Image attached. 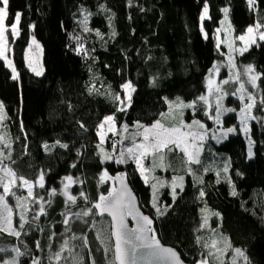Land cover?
<instances>
[{
  "label": "trees",
  "instance_id": "obj_1",
  "mask_svg": "<svg viewBox=\"0 0 264 264\" xmlns=\"http://www.w3.org/2000/svg\"><path fill=\"white\" fill-rule=\"evenodd\" d=\"M205 2L210 19L201 21ZM224 8L229 9L227 18ZM17 12L21 14L20 35L10 38L17 80L11 78L12 70L0 59V99L6 107V134L11 137L0 145L4 157H11L0 158V167L8 165L32 182L36 199L28 198L29 223L18 229L20 237L0 233V248L5 249L0 259L16 257L12 249L17 248L24 253L17 257L19 264H32L33 259L40 264H57L49 257L67 240L71 255L66 250L63 256L68 260L59 264H71L73 255L82 258V264H91L92 259L104 264L103 252L96 251L104 247L97 239V229H107L110 219L83 216V212L112 187L110 179L100 182L106 170L109 177L126 174L143 211L152 217L157 235L175 247L185 261L197 264L207 257L209 264H219L215 255H208L212 249L205 247L212 242L202 227L203 210L208 208L218 230L216 239L226 237L233 247L245 250L251 264H264V110L260 108L264 98V40L258 35L247 51L236 52L238 37L245 35L249 26L264 25V0H255L253 6L248 0H9V26L15 22ZM225 22L230 26V39L222 30ZM260 31L264 32V27ZM32 34L43 45L42 76L33 73L26 63ZM228 56L235 58L241 73L251 65L256 74H261L257 107L253 108L257 119L250 123L254 156L248 158V145L241 132L231 133L223 142L209 139L201 163L194 167L203 171L204 162L218 165L220 158H229V178L218 181L216 172L211 171L205 174L203 183H198L188 176L187 185L175 201L165 193L171 207L165 215L157 216L151 186L144 182L135 164L103 160L101 148L112 150L115 144L117 153L121 139L112 136L101 145L98 125L112 114L118 126L136 121L149 125L168 109L165 98L175 97L197 101L195 110L187 111L189 119H208V105L197 98L209 97V75L218 62L226 63ZM228 72L224 67L221 81ZM240 80L245 82L246 76L241 75ZM128 81L136 89L132 105L119 112L117 109L124 105L113 97L118 93L124 98L121 86ZM237 84L221 83L227 97L237 98L238 92L232 95ZM211 115H216L215 104ZM57 141L68 147H60ZM211 147L214 155L207 161ZM221 161L225 168L226 159ZM41 174L44 188L37 183ZM69 176L73 184L68 190L76 197L75 204L64 195L65 177ZM53 189L55 195L51 194ZM13 190L17 196L27 197L25 189ZM201 190L206 193L204 197L200 196ZM233 191L237 195L233 196ZM7 199L18 228L21 209L16 207L14 197ZM40 204L45 215L40 214ZM34 216L39 219L34 220ZM66 218L67 225L63 224ZM73 236H87L88 245L83 246L82 240H74ZM36 241L40 242L39 248ZM231 253L229 250L220 256L224 264H231Z\"/></svg>",
  "mask_w": 264,
  "mask_h": 264
},
{
  "label": "snow or ice",
  "instance_id": "obj_2",
  "mask_svg": "<svg viewBox=\"0 0 264 264\" xmlns=\"http://www.w3.org/2000/svg\"><path fill=\"white\" fill-rule=\"evenodd\" d=\"M131 3V0H129ZM250 6L255 4V0H248ZM8 5L9 0H0V59L4 60L6 66L12 69L13 80H17L18 73L16 72V68L13 65L12 60H10L7 56V52L9 51L7 44V36L6 33L11 31L13 36L19 34L18 25L20 22L21 14L17 12L15 14V22L11 24L10 29L6 26L5 22L8 18ZM225 13V18H227V13L229 11L228 8H224L222 10ZM209 8L208 4L205 2L203 12L200 16V20L204 21L205 19H210L208 16ZM87 17L85 18V20ZM264 27V25L257 23L254 27L249 26L247 28V33L245 35H241L238 39L242 42H245V46L240 49L241 54L248 50V46L250 44L256 43L254 32L259 33V38L264 40V32H261L260 29ZM87 31L88 29L85 28ZM99 35V33H97ZM115 35V32L113 33ZM32 45H35L39 48V44L36 42L35 37H33L32 44L29 45V49L32 48ZM231 47V45H229ZM82 50V49H81ZM79 54V52H78ZM229 64L232 65V57H229ZM235 67L234 65H232ZM29 67L32 65L29 63ZM216 72L219 69H214ZM35 71V69H33ZM255 69L249 65L244 69V74L248 75V83L252 85L253 88L258 87L257 81L260 80L261 74H254ZM42 73L36 71V75H41ZM240 80V74L236 73L234 75H230L228 79L222 81L223 84L227 85L230 82H238ZM214 82L211 78L208 80V92L211 95L212 93L219 94L217 96V107H216V123L220 124V114L222 110V105L219 103L220 100L227 95V92H224L219 84L213 86ZM124 90L125 96L124 99H121L120 95L117 93L113 99L115 101H119L123 107H119L117 110L119 112H125L127 108L132 105V93L136 91L135 87L131 83V81L125 82L121 86ZM246 91L244 83H240L239 88L236 89L232 95H235L237 92L244 93ZM240 100H244V95H241ZM247 99L250 103H245L244 107L241 109L242 119L241 123L245 125L244 131L247 133L249 129L247 128L248 120H255L257 117L253 116L252 109L257 107L256 100L253 94L248 93ZM165 100L168 103V111L159 113V118L155 119L151 124L145 125L140 123L139 121L134 122L135 131L129 132V125L124 123L120 126L122 133H128L123 136L119 141L120 144H123L124 140H129L130 146L123 148L120 151L119 157L115 159V163L117 164H127L129 161L135 164L136 170L139 172L140 176L144 179V182L147 184L150 182V177L153 180H156V183L151 184L153 189V200L152 207L156 209V215L162 216L167 211V208L164 209V212L157 207V196L158 187H164V182L161 181L158 177L152 175L156 168H164V161L166 159L167 152H173L176 149H179L180 152L183 153L185 158V163L187 165L191 164H200V155L203 149V141L205 136L207 135L206 126L199 120L193 119L191 123H185L183 119L184 112L183 110L195 109L197 101L192 102H184L177 98L175 101H168L167 98ZM198 101H202L205 105L209 104V97L205 95H201L197 98ZM210 106V105H209ZM260 108L264 110V98L260 100ZM225 112L235 111L234 109H223ZM4 105L0 102V121L5 119ZM179 118V119H178ZM105 124H108V131L113 134H119L116 129V116L115 114L108 115L104 117V120L98 125L99 129H104ZM234 128H228L224 133L225 138L228 133L234 132ZM100 136V144L102 145L105 141V134L103 132H98ZM213 138H216L215 136ZM3 142V138L0 137V143ZM62 148H67V144H60ZM253 141L249 138V148H248V158L251 159L253 156L252 147ZM7 146V145H5ZM44 147L47 149L48 145L45 144ZM99 147V145H98ZM113 151H115V144L112 145ZM101 154L103 156V160H111L112 156L101 148ZM0 158L10 159V155L8 157H4V153L0 152ZM149 160L150 164L146 166L145 161ZM0 164H2V159H0ZM75 167V165H73ZM208 171V169H205ZM224 171L227 172L228 168L225 167ZM0 172H3L4 175L0 176V187L3 188V192L0 193V233H7L8 235L20 237L21 232L18 229H24L25 225L29 223L26 219V213L29 211L27 206L28 198L36 199L33 194V184L28 181L24 177H18L12 168L8 166L0 167ZM191 173V169H189ZM107 179H112L109 177L108 172L105 170L103 174L100 176V182L103 183ZM65 179L72 183V177H65ZM116 180L120 181V188L117 190L113 188L108 192L107 195L101 194L98 198V202H96L92 208L83 212V216L89 215H98L100 217H104L105 214L111 217L109 222V226L107 229L98 228L97 229V239L100 240L101 244L104 245L103 249L97 248L96 251L103 252L104 264H137V261H143V264H184V261L181 259L180 254L169 247H164L161 245L159 239L157 238L156 229L152 227L154 221L147 215H144L140 212V210L136 206V197L132 193L131 189L125 183L126 174L120 173L115 177ZM200 183H203L202 178H198ZM20 181L17 184V181ZM183 181L184 177H175L171 182V195L173 201L176 200L178 195L177 188L183 191ZM40 188H44V175L41 174L39 177V181L37 182ZM15 188H26L27 189V197L17 196L16 192L13 190ZM68 184H65L64 195L67 197V200L72 204L76 203V197L70 195L67 191ZM52 195H55V189L52 190ZM233 196L237 195L235 191L231 193ZM84 194L81 193V196ZM206 193L201 190L200 196L204 197ZM12 196L15 198L16 207L21 209L19 214L18 228L13 226V214L14 209L9 205L7 197ZM40 200L43 197L39 198ZM51 203V201H49ZM171 207V205H168ZM93 208L96 210L93 213ZM40 214L45 215V208L43 204H40ZM77 217L80 216L79 213L76 214ZM215 215L219 216V213H215ZM127 217H131L136 221L135 228H129L127 224ZM34 220L39 219V216H34ZM264 219V218H262ZM69 220L66 218L63 221V224L67 225ZM208 218H204V225H207ZM203 226V225H202ZM93 227H97V222H93ZM215 231V230H214ZM52 235H56V233H52ZM74 240H82L83 246H87L89 243V239L87 236L76 237L73 236ZM114 243H109V241H113ZM223 243L224 247H218L219 243ZM36 246L40 247V242L36 241ZM210 249H215V253L209 252V256L215 255V258L219 261V264H224V261L220 259L221 255H225L229 252V250L234 253L231 256V264H251V260L246 255L244 249L239 247H233L231 242L224 236H220L219 240L214 239L210 245H205ZM68 251L71 255V249L68 247V241L65 240L64 243L60 246L59 250L54 251L52 255L49 257L50 260L54 259L57 261V264L61 260H68V257L63 256L65 251ZM5 249L0 248V252H4ZM13 252L16 253V257L12 259H0V264H19V260L17 257L24 255L19 249L13 248ZM91 254V253H90ZM32 264H40L38 259H33ZM71 264H82V258H77L76 256H72ZM91 264H97L95 259H92ZM197 264H209V260L206 257L203 260L197 261Z\"/></svg>",
  "mask_w": 264,
  "mask_h": 264
},
{
  "label": "rangeland",
  "instance_id": "obj_3",
  "mask_svg": "<svg viewBox=\"0 0 264 264\" xmlns=\"http://www.w3.org/2000/svg\"><path fill=\"white\" fill-rule=\"evenodd\" d=\"M5 24L10 29L11 25L10 26L8 25L7 20H6ZM18 29H19V34L18 35L13 36L11 34V31L6 33L7 44H8V48H9V51L7 52V56H8V58L10 60H12L13 65L15 66V68H16V65H15V61H14V58H13L12 48L10 46V38L13 37V38L16 39L17 37H19V35H20V22H19V25H18ZM222 30L226 33V37L230 39V34H229L230 26H228L226 22L223 24V29ZM253 35L256 38L259 35V33L254 32ZM33 37H35L36 42L39 44V48H37L35 45H32V48L29 49V45L32 44ZM244 43L245 42H242L240 40H239V42L236 43V52L241 54L240 49H242L244 47V45H243ZM29 45H28V47L26 49V52H25L26 63H27L28 66H29V63H31L32 67L31 68L29 67V68L32 70L33 73L36 74V71H39V72L42 73L39 76H42L44 74V72H45L43 45L37 39V37L34 34L31 35ZM229 57H232V65H234L235 67H233L232 65L229 64ZM224 67H226L228 69V71H229L227 77L230 76V75H234L236 73H239L240 77H241V75L246 76L245 82H244V80H242V81L239 80L238 84H237V88H239L240 83H244L246 91L244 93H239L238 92V94H237L238 96L235 95L237 98H231V97H227V95H225L224 98L219 101V103L222 105V110H221V114H220V124L216 123V120H215L216 115L215 116L211 115V111H212L213 105L215 104V106L217 107V96L219 95L217 93H212L210 95L209 92H208V95H209V104H208V109H207V113H209L208 114V119L204 120V118H200V117L197 118L196 116H192L189 119L187 117V111L190 110V109H188V108L183 110V112H184L183 119H184L185 123H191L193 119H196V120H199V121H201L202 123L205 124L207 135L205 136V139L203 141V149H204V146H205V142H207L209 139L212 140V141L223 142L229 137V135L231 133L241 132L242 135L246 139L248 148H249V138L253 141V144L251 145V147H252V152H253V156H254V145L255 144H254V139L252 138V135H251V124H250L252 120H248L247 128L249 129V131L247 133H245V131H244L245 125H243L241 123V119H242L241 109L244 107L245 103H250V101L247 99L248 93L253 94L254 97L257 98L256 94L258 93V87L253 88L252 85L248 83V78L249 77H248V75L244 74V69L246 67H244V69H243V71L241 73V70L239 71L238 64L235 62V58H233V56H228V61L226 63L218 62L214 66V68L212 69L211 74L209 75V78H211L213 80V82H214L213 86L214 87H215L216 84H219L221 86V88L224 89L222 87V85H221L222 81L225 80V79H223L221 81V73H222V70H223ZM217 68L219 69L218 72H216L214 70V69H217ZM33 69H35V71H33ZM16 72H17V70H16ZM254 74H256V72ZM227 77H226V79H227ZM209 78H208V80H209ZM233 84H234V82H230V86L233 85ZM257 85H258V81H257ZM224 92H226V91H224ZM241 95H244V97H245L243 101H241L240 98H239ZM124 96H125V93H124ZM211 97H212V100H211ZM177 98H180V100H182L184 102H191V101H186L182 97L167 98V100L168 101H175ZM0 102H2L3 105H4L3 115H5V119L0 121V137H2L3 138V142H5L4 140H7V137H9V140H10L11 137H10V134H8V136L6 134L7 130H8V128L6 127V121H7L6 107H5L4 102L1 99H0ZM229 108L230 109H234L235 111H230V112L223 111V109H229ZM191 110H195V109H191ZM167 111H168V109L166 111H164V112H167ZM251 114L254 116L253 109H252V113ZM232 116L234 117V119L230 120V118ZM237 120H238V124H237ZM128 125H129V132H134L135 131L134 124L133 125L128 124ZM120 126H118V124L116 123V129H117V132L119 134H113L112 132H109L107 130L108 127H109L108 124H105L104 129H100L99 130V132H103L105 134V141H104L105 143L112 136H118V137H120V139H122L123 136L128 134V133H122L121 129H120ZM228 128H234L235 131L231 132V133H228L227 137L225 138L224 133L226 132V130ZM8 132H9V130H8ZM214 136L216 138H213ZM219 137H220V139H219ZM130 143L131 142L129 140H124L123 144H120L118 146V148L120 150H118L117 153H115L116 149H115V151H113V149L111 150V148L109 149V148H105V147H102V149L104 150V152H107L109 155H111L112 159H116V158L119 157V154H120L119 151H121L123 148H126L127 146H130ZM0 145H1V143H0ZM115 148H116V146H115ZM203 149H202V152H203ZM209 151H210L209 156L208 155L206 156L207 161L209 160V158L212 155H214L212 147H211V150H209ZM202 152H201V155H202ZM201 155H200V158H201ZM224 159H226V161H225L226 162V167L228 168L227 172L224 171V169H223L224 168V162L221 161V160H224ZM145 164H146V166H148L150 164V161L146 160ZM164 165H165L164 168H156L154 173H152L153 176L158 177L161 181L164 182V187H160L159 185H157L158 192L156 193V196H157V207H159L162 212H164L165 208H167V211L170 208V207H168L167 199L164 197V195H165V193H167L172 198V195H171V191H172L171 182H172L173 178L180 177V176L184 177V181H183V185H184L183 189H184L185 186L187 185L188 176H191L195 180V182L200 183L198 178H202L203 182H204L205 174L207 172L215 171L216 174H217V180L218 181H222L225 177L229 178V176H230L229 171H230V167H231L229 158L223 157V158L219 159L218 165H212L209 162L205 165V162H204V167L202 168L203 171H201L200 168L194 167L193 164L187 165L185 163V158L183 156V153L180 152L179 149H176L173 152H167L166 153V159L164 161ZM4 166H8V165H4ZM8 167H10V166H8ZM189 169H191V173L189 172ZM205 169H208V171H205ZM15 173H16V175L18 177H24V176L20 175L17 172H15ZM19 183H20V181L18 180L17 184H19ZM153 183H156V180H153L150 177V182L148 183V185L151 186V184H153ZM66 184H68V187H70L73 183H69L67 181ZM112 186H114V184ZM23 189H25V191H27L26 188H23ZM67 191H68V193H70L68 189H67ZM179 192H180V189L177 188L178 195H179ZM151 193H152V200H153V189H152V187H151ZM167 211L164 213V215L167 213ZM203 213H204V218L205 217L208 218V223H207V225H204V219H203V226L202 227L207 231V234L211 238L210 240L213 241L214 239H216V232L218 231L216 229L217 228L216 225L212 221L213 213L208 208H204ZM14 217H15V214H13V226L15 227ZM219 244H221L222 248L224 247V244L222 242L219 243ZM212 251L215 252V249H212Z\"/></svg>",
  "mask_w": 264,
  "mask_h": 264
},
{
  "label": "water",
  "instance_id": "obj_4",
  "mask_svg": "<svg viewBox=\"0 0 264 264\" xmlns=\"http://www.w3.org/2000/svg\"><path fill=\"white\" fill-rule=\"evenodd\" d=\"M121 173H124V172H121ZM119 174H120V173H119ZM119 174H117V175H110V177H112V179H110V181L113 182L114 186H112V187L110 188L109 191H111L113 188H115V189H117V190L120 188V186H121V185H120V181L115 179V177L118 176ZM125 183L128 185V187L131 189L132 193L135 195V197H136V201H135V203H136L137 208L140 210V212H141L142 214L147 215V216H149L150 218H152L149 214H147V213H145V212L143 211V209H142V207H141V205H140V200H139V198H138V196H137L135 190L133 189L132 185L130 184V182H129V180H128L127 178H126V180H125ZM109 191H108V192H109ZM108 192H107V193H104L103 195H107ZM104 217H107V218H109V219L111 220V217L107 216V214H105ZM127 224H128V227H129V228H135V227H136V221L133 220L131 217H127ZM152 227H153V225H152ZM157 238L159 239V241H160V243H161L162 246L172 248V249L176 250V251L180 254V252H179L175 247H173V246H171V245H167V244H165V243L162 241V239H161L158 235H157ZM113 243H114V240H113ZM180 256H181V254H180ZM181 259L184 261V264H191V263L185 261V260L182 258V256H181ZM137 264H143V261L138 260V261H137Z\"/></svg>",
  "mask_w": 264,
  "mask_h": 264
},
{
  "label": "crops",
  "instance_id": "obj_5",
  "mask_svg": "<svg viewBox=\"0 0 264 264\" xmlns=\"http://www.w3.org/2000/svg\"><path fill=\"white\" fill-rule=\"evenodd\" d=\"M100 130V129H99Z\"/></svg>",
  "mask_w": 264,
  "mask_h": 264
}]
</instances>
